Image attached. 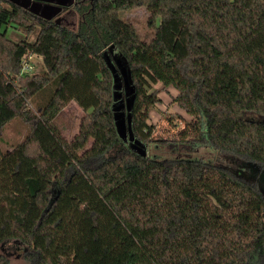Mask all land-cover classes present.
I'll list each match as a JSON object with an SVG mask.
<instances>
[{
	"label": "trees",
	"instance_id": "obj_1",
	"mask_svg": "<svg viewBox=\"0 0 264 264\" xmlns=\"http://www.w3.org/2000/svg\"><path fill=\"white\" fill-rule=\"evenodd\" d=\"M139 7L150 40L120 17ZM68 11L73 23L0 0V132L17 116L28 128L0 148V245H23L29 264H264V192L226 166L152 158L122 139L104 53L128 64L136 141H154L150 89L162 83L191 116L174 142L264 171V0H73ZM34 57L41 71L23 72ZM73 101L85 114L68 140L54 119ZM0 264L13 263L0 253Z\"/></svg>",
	"mask_w": 264,
	"mask_h": 264
},
{
	"label": "rangeland",
	"instance_id": "obj_2",
	"mask_svg": "<svg viewBox=\"0 0 264 264\" xmlns=\"http://www.w3.org/2000/svg\"><path fill=\"white\" fill-rule=\"evenodd\" d=\"M26 7H32L36 12L52 18H62L66 23H73L74 17L69 13L68 6L73 0H15ZM150 12L145 7H139L128 11H121L120 17L132 23L144 40H150L155 33L149 23ZM9 36L15 40L25 37L22 31H11ZM35 39V35L31 40ZM105 57L109 66L116 75L115 86V109L116 124L122 139L129 145L134 146L139 152L152 158H200L219 165L226 166L246 179L253 180L264 192V171L259 166L239 159L234 155L221 152L208 146L190 147L174 142L187 127L191 116L182 110L174 100L178 94L175 87H165L162 83L153 85L150 92L157 89L160 102L151 110L149 123L153 126V142L147 145L139 143L134 139L131 129V103L133 99V88L130 80L128 64L122 55L115 52L114 48L105 50ZM41 59L33 58V72H40L42 69ZM48 97L54 92V86L50 85L46 90ZM41 100V98L39 99ZM36 106V102L32 103ZM85 112L76 102H71L54 119L64 137L72 140L79 131L81 119ZM28 128L20 116L13 118L0 132V148L7 151L16 147L26 135ZM93 139L87 145L90 148ZM168 142V143H167ZM177 144V145H176ZM229 169V170H230ZM0 253L6 254L13 264H29L24 258V246L16 242H9L0 245Z\"/></svg>",
	"mask_w": 264,
	"mask_h": 264
},
{
	"label": "built area",
	"instance_id": "obj_3",
	"mask_svg": "<svg viewBox=\"0 0 264 264\" xmlns=\"http://www.w3.org/2000/svg\"><path fill=\"white\" fill-rule=\"evenodd\" d=\"M30 58V57H28ZM28 58H26L24 60V63H23V72H32L34 66L28 62Z\"/></svg>",
	"mask_w": 264,
	"mask_h": 264
},
{
	"label": "water",
	"instance_id": "obj_4",
	"mask_svg": "<svg viewBox=\"0 0 264 264\" xmlns=\"http://www.w3.org/2000/svg\"><path fill=\"white\" fill-rule=\"evenodd\" d=\"M57 21L58 22H61L62 21V18L60 17V18H57Z\"/></svg>",
	"mask_w": 264,
	"mask_h": 264
},
{
	"label": "crops",
	"instance_id": "obj_5",
	"mask_svg": "<svg viewBox=\"0 0 264 264\" xmlns=\"http://www.w3.org/2000/svg\"><path fill=\"white\" fill-rule=\"evenodd\" d=\"M29 8H31V9H33L32 7H29ZM34 10V9H33ZM35 11V10H34Z\"/></svg>",
	"mask_w": 264,
	"mask_h": 264
}]
</instances>
